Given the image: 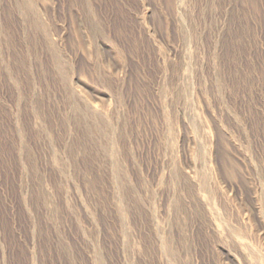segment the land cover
I'll use <instances>...</instances> for the list:
<instances>
[{
	"label": "rangeland",
	"instance_id": "rangeland-1",
	"mask_svg": "<svg viewBox=\"0 0 264 264\" xmlns=\"http://www.w3.org/2000/svg\"><path fill=\"white\" fill-rule=\"evenodd\" d=\"M0 264H264V0H0Z\"/></svg>",
	"mask_w": 264,
	"mask_h": 264
}]
</instances>
